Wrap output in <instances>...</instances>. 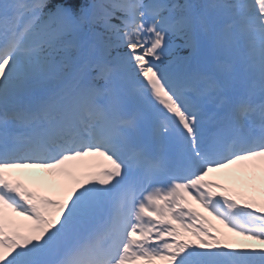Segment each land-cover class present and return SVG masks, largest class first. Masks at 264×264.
Returning a JSON list of instances; mask_svg holds the SVG:
<instances>
[{"label":"snow or ice","instance_id":"snow-or-ice-1","mask_svg":"<svg viewBox=\"0 0 264 264\" xmlns=\"http://www.w3.org/2000/svg\"><path fill=\"white\" fill-rule=\"evenodd\" d=\"M262 178L264 0H0V264H264Z\"/></svg>","mask_w":264,"mask_h":264},{"label":"bare ground","instance_id":"bare-ground-1","mask_svg":"<svg viewBox=\"0 0 264 264\" xmlns=\"http://www.w3.org/2000/svg\"><path fill=\"white\" fill-rule=\"evenodd\" d=\"M41 189H43L44 188V186L43 187H40ZM45 189H47L48 190V188L47 187H45ZM44 190V189H43Z\"/></svg>","mask_w":264,"mask_h":264}]
</instances>
